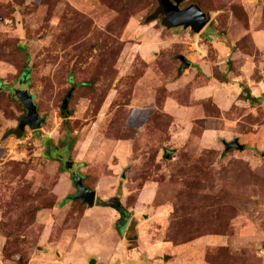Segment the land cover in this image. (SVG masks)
Listing matches in <instances>:
<instances>
[{
    "label": "rangeland",
    "instance_id": "obj_1",
    "mask_svg": "<svg viewBox=\"0 0 264 264\" xmlns=\"http://www.w3.org/2000/svg\"><path fill=\"white\" fill-rule=\"evenodd\" d=\"M190 5L0 0V264H264V0Z\"/></svg>",
    "mask_w": 264,
    "mask_h": 264
},
{
    "label": "water",
    "instance_id": "obj_2",
    "mask_svg": "<svg viewBox=\"0 0 264 264\" xmlns=\"http://www.w3.org/2000/svg\"><path fill=\"white\" fill-rule=\"evenodd\" d=\"M181 0H157L158 6L155 9L156 14L162 16V24L165 27L183 26L188 27L193 32H197L207 21L208 16L202 12L197 6L190 5L184 9H178L177 4ZM155 16V15H154ZM70 90H68L69 94ZM15 96L25 110V114L20 118L17 124V130L23 129L27 125L30 129H37L44 121L43 116H39L32 97L25 90H17ZM65 103V100H64ZM64 115H66L64 113ZM19 134H17L18 136ZM224 150L234 148L242 149V144L238 141L237 136L229 140L220 139ZM262 155V152H260ZM65 169H69L67 161L63 163ZM71 185L74 189L72 193L66 195L68 199H80L87 206H92L95 201V192L92 188L85 186L79 174L74 173L70 178ZM95 257H88L86 264H95Z\"/></svg>",
    "mask_w": 264,
    "mask_h": 264
},
{
    "label": "flooded vegetation",
    "instance_id": "obj_3",
    "mask_svg": "<svg viewBox=\"0 0 264 264\" xmlns=\"http://www.w3.org/2000/svg\"><path fill=\"white\" fill-rule=\"evenodd\" d=\"M177 8H178V6H177ZM47 154H49V153H53V154H55L56 155V158L57 159H59V160H62V162L64 163L65 162V160L63 159V157H61V155H59V154H57V152H56V150L55 149H52V147L51 146H48L47 147ZM74 173H77V172H71L70 173V178L72 177V175L74 174ZM77 174H79V173H77ZM80 175V174H79ZM81 176V175H80ZM82 178V177H81ZM83 182V181H82ZM86 186V185H85ZM88 187V186H87ZM119 211V210H118ZM115 231L118 233V234H120V229H117V228H115Z\"/></svg>",
    "mask_w": 264,
    "mask_h": 264
},
{
    "label": "crops",
    "instance_id": "obj_4",
    "mask_svg": "<svg viewBox=\"0 0 264 264\" xmlns=\"http://www.w3.org/2000/svg\"><path fill=\"white\" fill-rule=\"evenodd\" d=\"M264 93V92H263ZM90 188V187H89ZM93 189V188H92ZM94 190V189H93ZM94 192H95V190H94ZM59 201V200H58ZM94 203H95V201H94ZM94 203H93V205H94ZM92 205V206H93ZM87 207H91V206H87ZM115 231V230H114ZM115 233H117L116 231H115ZM118 234V233H117ZM197 240H201L203 243L204 242H206V243H208V242H210V241H212V237L211 236H201V237H199V239L197 238ZM95 257L96 258V261H95V264L97 263V256H95V255H88L87 257H86V260H87V258L88 257Z\"/></svg>",
    "mask_w": 264,
    "mask_h": 264
},
{
    "label": "trees",
    "instance_id": "obj_5",
    "mask_svg": "<svg viewBox=\"0 0 264 264\" xmlns=\"http://www.w3.org/2000/svg\"><path fill=\"white\" fill-rule=\"evenodd\" d=\"M1 86V85H0ZM2 87V86H1ZM261 96H264V93H261V95H260V97ZM259 97V98H260ZM244 99H247V100H249V101H253V100H256L257 99V97H254V96H252V95H250L247 91L245 92V95H244ZM61 201H57L56 202V206H60L61 205Z\"/></svg>",
    "mask_w": 264,
    "mask_h": 264
}]
</instances>
